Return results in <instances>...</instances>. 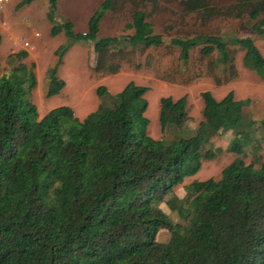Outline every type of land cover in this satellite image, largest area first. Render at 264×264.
I'll list each match as a JSON object with an SVG mask.
<instances>
[{
  "label": "trees",
  "instance_id": "obj_1",
  "mask_svg": "<svg viewBox=\"0 0 264 264\" xmlns=\"http://www.w3.org/2000/svg\"><path fill=\"white\" fill-rule=\"evenodd\" d=\"M32 1L21 0L18 7ZM48 1L51 21L59 0ZM236 1L255 21L252 30L263 35L264 17L258 18L264 0ZM116 2L103 0L85 33H74L70 22L50 31L52 36L63 31L68 41L92 43L96 74L118 73L138 46L164 45L143 5L124 27L131 35L99 37L100 22ZM182 6L185 13L214 14L208 0H186ZM170 45L182 63L195 49L201 59L217 53L230 77L236 73L228 45L238 47L244 52L243 66L264 81V58L249 37L226 43L201 34L175 37ZM68 47L54 52L57 61L47 70L48 97L64 87L57 68ZM26 57L23 51L9 55V64L12 58L17 64L0 75V264H264V163L256 169L238 157L218 180L193 181L183 200L167 199L169 210L177 211L187 225L172 223L159 208L203 161L222 153L209 148L212 139L233 132L225 151L241 155L253 143L252 126L259 124L264 132V118L259 123L245 120L248 100H235L231 91L220 100L209 91L200 93L197 128L190 136L171 140L147 134L148 88L133 82L114 95L97 87L98 99L108 97L111 104L100 102L81 121L66 105L39 118L30 102L34 65L24 63ZM188 120L186 96L160 98L161 133ZM160 230L168 232L166 242L156 241Z\"/></svg>",
  "mask_w": 264,
  "mask_h": 264
},
{
  "label": "rangeland",
  "instance_id": "obj_2",
  "mask_svg": "<svg viewBox=\"0 0 264 264\" xmlns=\"http://www.w3.org/2000/svg\"><path fill=\"white\" fill-rule=\"evenodd\" d=\"M20 1L7 0L0 9V25L10 31L12 39L11 42L8 39L4 41L2 50L5 51L12 43L15 53H27L23 62L28 66L34 65L36 86L31 91L30 102L35 105L39 118L51 108L66 105L72 109L75 117L83 120L90 112L95 111L100 102L111 104L108 97L98 99L95 93L97 87L103 86L110 95H114L129 82L148 88L145 93L148 104L145 117L149 122L147 134L153 139L171 140L192 135L201 121L203 102L200 93L205 91H209L216 100L231 91L235 100L250 102L243 109L245 120L251 119L259 123L264 118V81L243 66L244 52L238 47L228 45L234 58L236 73L235 77H230V71L218 62L217 53L201 59L198 49H195L191 51L190 60L182 63L178 59L177 49L170 45L171 39L175 37L201 34L220 37L226 43L232 38L249 37L264 58V34L258 35L252 30L251 26L255 21L238 7L236 0H208L210 8L214 10L210 17L193 12L185 13L182 2L186 0H117L113 11L101 22L99 37L131 35L132 30L124 27L130 22L131 15L138 6L143 5L147 21L153 25L156 33L162 35L164 45L150 49L138 46L131 50L128 61L116 74H96L93 71L96 57L92 43L68 41L63 31L56 36L50 34L54 26L65 22L72 23L74 33L82 34L88 19L103 0H59L51 21L48 17V0H34L29 5L18 7ZM262 17L264 13L258 19ZM35 33L39 36H34ZM24 42L29 43V47H24ZM64 44L69 47L57 68V77L64 82V87L59 94L48 97L47 70L55 66L57 58L54 52ZM0 60H3L2 54ZM16 64L17 61L13 58L10 64L8 61H1L0 75L9 72ZM182 96H186L189 120L181 128L171 126L165 133H161L158 122L160 98L177 100ZM79 110L85 112L84 117L78 113ZM252 129L253 143L246 146L241 155L225 151L234 138L233 132H224L211 140V150L222 149L218 158L214 161H203L196 174L185 178L182 184L174 187L159 203V208L168 214L172 223L184 226L187 225V220L177 211L169 210L165 203L172 196L183 200L186 187L193 181L218 180L222 169L238 157L245 164L252 163L256 169L260 163H264V132L259 124L252 126ZM168 238V232L160 230L156 241L166 242Z\"/></svg>",
  "mask_w": 264,
  "mask_h": 264
},
{
  "label": "crops",
  "instance_id": "obj_3",
  "mask_svg": "<svg viewBox=\"0 0 264 264\" xmlns=\"http://www.w3.org/2000/svg\"><path fill=\"white\" fill-rule=\"evenodd\" d=\"M98 7V6H97ZM96 7V8H97ZM96 10V9H95ZM94 10V11H95ZM93 11V12H94ZM22 17H25L24 15L22 16ZM29 18V17H28ZM105 18V17H104ZM103 18V19H104ZM20 20V19H19ZM89 20V19H88ZM102 22V21H101ZM101 22H100V25H101ZM87 23H88V21H87ZM18 24H19V21H18ZM72 24V23H71ZM99 28H100V26H99ZM72 29H73V25H72ZM74 30V29H73ZM72 30V31H73ZM86 30H87V24H86V29L83 31V33H85L86 32ZM0 36H1V42H0V54H2L3 55V60H0V62L2 61V62H6V61H8V56L9 55H12V54H14L15 53V51H13L12 50V48H13V45H12V43H11V45H9L8 47H7V49L4 51V50H2V47H3V44H4V41H6L7 39H8V41L9 42H11V38H10V31L9 30H6L3 26H1L0 25ZM15 48V47H14ZM12 50V51H11ZM2 51H3V53H2ZM12 60V59H11ZM123 89V88H122ZM116 94V93H115ZM61 106V105H60ZM86 106V105H85ZM85 106L84 107H82L83 108V110H84V108H85ZM55 108V107H54ZM52 109V108H51ZM50 109V110H51ZM49 111V110H48ZM47 111V112H48ZM78 113L79 114H82V117H84L85 116V112L83 111H81V110H79L78 111ZM44 115V114H43ZM43 115H41V117L43 116ZM84 119V118H83ZM81 121V120H80ZM162 210V209H161ZM163 211V210H162ZM164 212V211H163ZM166 215H168L166 212H164Z\"/></svg>",
  "mask_w": 264,
  "mask_h": 264
},
{
  "label": "built area",
  "instance_id": "obj_4",
  "mask_svg": "<svg viewBox=\"0 0 264 264\" xmlns=\"http://www.w3.org/2000/svg\"><path fill=\"white\" fill-rule=\"evenodd\" d=\"M7 3V0H0V9L3 7V5ZM34 36L38 37L39 35L37 33L34 34ZM24 47H29V43L24 42L23 43Z\"/></svg>",
  "mask_w": 264,
  "mask_h": 264
}]
</instances>
